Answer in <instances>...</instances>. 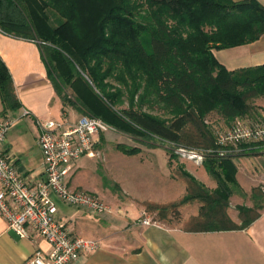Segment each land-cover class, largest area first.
Returning <instances> with one entry per match:
<instances>
[{
  "label": "trees",
  "instance_id": "1",
  "mask_svg": "<svg viewBox=\"0 0 264 264\" xmlns=\"http://www.w3.org/2000/svg\"><path fill=\"white\" fill-rule=\"evenodd\" d=\"M0 31L41 44L56 93L83 115L203 152L216 188H204L181 173L188 182L178 202L143 204L149 212L158 211L160 220L170 215L180 221L179 207L198 201L191 229L237 230L264 210V189L257 187L249 195L253 206L237 207L240 225L227 215L232 188L238 187L233 160L263 148L264 138L219 146L205 124L212 112L227 124L243 119L252 110L247 101L264 97V65L229 71L213 55L264 35V7L257 0H0ZM125 95L128 108H116ZM0 100L2 112L19 106L1 57ZM143 107H159L169 118ZM245 125H264V116ZM116 148L125 155L139 152Z\"/></svg>",
  "mask_w": 264,
  "mask_h": 264
},
{
  "label": "crops",
  "instance_id": "2",
  "mask_svg": "<svg viewBox=\"0 0 264 264\" xmlns=\"http://www.w3.org/2000/svg\"><path fill=\"white\" fill-rule=\"evenodd\" d=\"M257 1L264 7V0ZM213 55L229 71L262 66L264 35L249 44L213 50ZM0 57L10 73L19 101L17 109L2 112L0 100V120L14 121L3 143L4 155L12 162L17 173L35 187L44 181L42 156L36 142L38 123L54 120L66 125L73 124L82 113L71 103L65 104L56 93L38 41L13 37L0 31ZM25 110L28 115L23 116ZM104 139L103 134L95 138L94 151L105 142ZM153 148L145 152L138 148L137 154H123L132 158L144 152L145 159H141L140 163L145 160L151 170L159 169L160 179H152L142 173L138 178L134 176L137 172H127L125 175L129 177L124 179L119 189L123 197L107 199L116 216H94L86 210L67 207L54 198L59 217L68 223L73 234L95 239L99 243L97 250L82 254L77 264H264V210L248 227L237 230L191 229L189 221L198 216L200 206L192 213L181 215V220L173 227L141 223L143 219H151L143 204L174 202L186 193L185 187L183 192H179L181 194H175L179 189L175 185L180 184L169 173L168 154L158 146ZM88 157L93 158V167L78 163L80 159ZM80 159L74 165L69 188L105 197L107 192L95 187V157L86 155ZM234 160L238 187L232 188L227 215L233 224L240 225L235 206L252 207L253 202L249 197L251 190L257 187L264 189V154ZM232 199H246L249 204L232 203ZM58 204L73 211L71 214L63 213ZM158 221L162 222L160 219ZM37 249L45 254L50 252L49 244L34 233H30L28 239H20L0 215V264H25Z\"/></svg>",
  "mask_w": 264,
  "mask_h": 264
},
{
  "label": "built area",
  "instance_id": "3",
  "mask_svg": "<svg viewBox=\"0 0 264 264\" xmlns=\"http://www.w3.org/2000/svg\"><path fill=\"white\" fill-rule=\"evenodd\" d=\"M26 115L28 111L25 110L23 116ZM13 125V120H0V215L20 239H28L30 233H34L49 244L48 254L37 249L25 264H77L82 254L97 250L99 243L74 235L68 223L59 217L54 198L94 216L114 213V209L96 194L72 190L68 186L76 161L82 156H94L95 138L108 132L110 127L91 116H80L68 125L54 120L38 123L36 142L42 156L44 181L33 187L4 155L3 143ZM263 138L264 125L250 127L238 122L224 133L220 143L236 144ZM141 223L158 225L149 219Z\"/></svg>",
  "mask_w": 264,
  "mask_h": 264
},
{
  "label": "rangeland",
  "instance_id": "4",
  "mask_svg": "<svg viewBox=\"0 0 264 264\" xmlns=\"http://www.w3.org/2000/svg\"><path fill=\"white\" fill-rule=\"evenodd\" d=\"M197 103L198 105L204 106V104H202L200 101ZM247 103L251 106L252 110L248 113V115L245 118L237 119L235 122H230L227 124L226 121L223 120L215 112H212L206 116L205 124L210 126L211 130L213 131L214 138L217 142V145L222 146V144L220 143L221 137H223L224 133L228 132L238 122L240 124L245 125V124L250 123V121L255 120L256 115L264 116V97L256 98L253 100L249 99ZM128 106H129V102H128L127 96L125 95V97L122 99V103L117 105L116 108L122 109V108H128ZM154 109L155 111L150 110L147 107H143V111L151 115H154L160 118H165V119L169 118L167 113L157 110L159 109V107H155ZM81 116H89V115L82 114ZM103 136L105 137L104 139L105 142L100 144L98 148H95V153H94L95 187H97L101 191L105 190L107 192V194L105 192L106 194L105 197L104 196L102 197L101 195L99 196L103 200V202H105L110 207L112 206L111 204L108 203L109 201H107V199L111 198L112 196L120 197L122 195V194L120 195L121 191L119 189H121V186H123L124 179H126V177H129L125 175L127 172L128 173L132 171L137 172L134 176L135 177L137 176L138 178L141 177L140 173H142L143 175L147 174L149 178L151 177L152 179H156L157 177L158 180L160 179L159 169L153 168L151 170V167L148 164H146L145 160L143 161L142 164L140 163L141 159H145L144 152L150 149H154L153 147H156V146L162 148L165 152H167L168 160H169L167 167L169 169V173H171V175H173V177L179 181L180 185H175V186H178L179 188L178 190L175 191V194L176 193L181 194L179 192L184 191L186 182H188V180L184 178L181 173L187 174L189 177H191L193 180H195L198 184H200L204 188H207L209 190H214L216 188V185H217L216 180L206 172L205 167L203 165L205 162V157L202 155L203 152L192 151L189 149L176 147L171 144L162 142L158 138L147 137V136L141 135L140 133H137L134 131H123V130L119 131L118 129L113 128V127L110 128L108 132L103 134ZM118 145L125 146L126 148H129V149L140 148L144 152H140L137 156H133L132 158H130L128 156L123 155V153L117 150L116 147ZM180 151L182 152L184 151L187 154L188 153H193V154L191 155L189 154V156H187V154L182 153ZM259 153L264 154V147L258 148L256 152H253L250 154H244V155L241 154L239 156L240 157L252 156L255 154H259ZM207 154H213V153L210 152ZM92 161H93V158L90 159L88 157L87 159H80L78 163L84 166L93 167L91 165ZM233 162H236V161L233 160ZM158 167H159V164H158ZM164 180L166 179L164 178ZM153 189H155V185H153ZM174 197H177V196H174ZM171 199H174V198L171 196ZM179 200L180 198L177 199V202ZM231 202L237 203V204H244V203L249 204L248 200L246 199L245 200L244 199L243 200L232 199ZM200 205L201 203H199L198 201H191L187 203L186 205L179 207L180 216L192 213L193 210L195 211L197 206H200ZM65 206L61 204L59 205L63 213L68 212L69 214H71L73 210L70 208H73V207L66 208ZM235 207H238V206H235ZM143 209L147 211L146 213L151 218L150 220L152 221L154 220L156 223H160L166 226L173 227L178 222L177 218L170 216V215L164 220H161L162 222H159L158 221L159 219L158 211L149 212L147 208H143ZM116 215H117L116 213H112V216H116Z\"/></svg>",
  "mask_w": 264,
  "mask_h": 264
},
{
  "label": "water",
  "instance_id": "5",
  "mask_svg": "<svg viewBox=\"0 0 264 264\" xmlns=\"http://www.w3.org/2000/svg\"><path fill=\"white\" fill-rule=\"evenodd\" d=\"M180 152H182V151H180ZM182 153H185V152L183 151ZM185 154H187V153H185ZM185 154H184V155H185ZM189 154H190V153H188L187 156H189ZM190 155H191V154H190Z\"/></svg>",
  "mask_w": 264,
  "mask_h": 264
}]
</instances>
